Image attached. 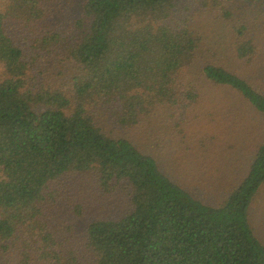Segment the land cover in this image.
<instances>
[{"label": "trees", "instance_id": "1", "mask_svg": "<svg viewBox=\"0 0 264 264\" xmlns=\"http://www.w3.org/2000/svg\"><path fill=\"white\" fill-rule=\"evenodd\" d=\"M180 1L85 0L87 24L69 50L80 74L68 96L32 87L22 44L9 33L16 19H27L25 11L0 6V241L13 240L29 223L42 225L37 207L51 183L68 173H90L106 188L125 184L131 203L125 216L88 225L86 246L95 264H264V244L248 221L264 183V93L239 70L225 61L205 63L199 78L182 87L197 103L215 90H230L245 110L262 117L261 146L247 175L217 207L194 199L138 145L106 133L96 119L110 111L118 126H136L150 106L175 95L174 81L187 63L183 55L192 58L200 39L193 31L135 23L143 15H165ZM38 5L26 9L31 19ZM235 31L229 43L237 60L250 64L258 48L240 33L243 28ZM41 37L60 42L58 34Z\"/></svg>", "mask_w": 264, "mask_h": 264}, {"label": "rangeland", "instance_id": "2", "mask_svg": "<svg viewBox=\"0 0 264 264\" xmlns=\"http://www.w3.org/2000/svg\"><path fill=\"white\" fill-rule=\"evenodd\" d=\"M24 1L22 6V0H0V6L13 5L25 11L23 16L27 19H16L9 33L22 44L29 68L27 78L33 88L58 89L68 96L73 79L80 74L69 50L79 28L87 24L85 0ZM216 1L227 15L210 0H182L169 7L165 15L136 18L135 24L141 29L153 26L178 33L193 31L194 38L200 40L196 41L192 58L183 55L187 63L174 81L175 95L150 106L146 120L122 128L110 111L109 115L102 112L96 118L106 133L138 145L154 159L163 175L210 207L226 201L246 177L261 146L262 117L245 110L238 94L230 90H215L204 102L197 103L192 96L189 99L187 93L182 94V87L186 89L199 78L198 69L203 64L225 61L264 93V0ZM32 2L39 4L33 11L35 21L26 10ZM239 28L258 48L250 64L237 60L229 43L235 40V30ZM43 33L58 34L60 42L47 43L41 37ZM168 86L162 80L165 90ZM104 186L92 174L76 172L51 183L42 205L37 207L42 225L29 223L21 227L13 240L0 241L1 264H24L26 260L28 264H95L86 246L88 225L98 219H119L131 209L130 190L125 184ZM248 221L254 235L264 244V183L250 206Z\"/></svg>", "mask_w": 264, "mask_h": 264}]
</instances>
